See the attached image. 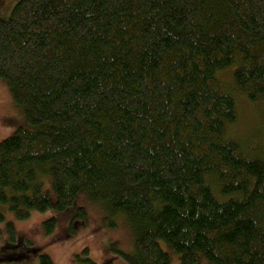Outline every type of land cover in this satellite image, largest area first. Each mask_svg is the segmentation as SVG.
<instances>
[{"label": "trees", "instance_id": "trees-1", "mask_svg": "<svg viewBox=\"0 0 264 264\" xmlns=\"http://www.w3.org/2000/svg\"><path fill=\"white\" fill-rule=\"evenodd\" d=\"M10 10L0 79L32 129L0 142V205L26 220L92 199L106 227L118 216L130 228L128 264H171L160 242L180 264H264V143L227 136L233 92L264 100V0H18ZM86 221L78 208L71 233ZM56 226L43 222L47 235ZM77 259L96 264L88 248ZM40 264L53 263L41 254Z\"/></svg>", "mask_w": 264, "mask_h": 264}, {"label": "rangeland", "instance_id": "rangeland-1", "mask_svg": "<svg viewBox=\"0 0 264 264\" xmlns=\"http://www.w3.org/2000/svg\"><path fill=\"white\" fill-rule=\"evenodd\" d=\"M17 2L0 0V17L8 18L11 6ZM222 78L232 85L231 70L223 73ZM233 93L238 101V120L228 129L227 136L243 145L264 143V100L251 103ZM20 126L32 129L25 120L23 107L14 101L8 82L0 79V142L14 134ZM80 207L85 209L87 221L75 224V231L71 233V224ZM0 210L5 215V220L0 223V264H40L41 254L50 256L53 264H81L77 257L85 248L89 249L90 257L96 264L108 261L128 264L119 252L128 253L134 249L133 234L124 218L113 217L119 223L118 227H106L103 205L85 196H79L64 212L34 211L26 220H18L8 205H0ZM52 217L57 219L56 230L47 235L43 222ZM9 223L14 224V239L8 232ZM160 244L170 255L171 264H180L179 255L164 242Z\"/></svg>", "mask_w": 264, "mask_h": 264}]
</instances>
